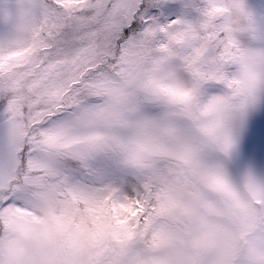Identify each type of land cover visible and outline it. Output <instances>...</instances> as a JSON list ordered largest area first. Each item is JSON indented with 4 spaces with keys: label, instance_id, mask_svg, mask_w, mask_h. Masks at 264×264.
Instances as JSON below:
<instances>
[{
    "label": "snow or ice",
    "instance_id": "1",
    "mask_svg": "<svg viewBox=\"0 0 264 264\" xmlns=\"http://www.w3.org/2000/svg\"><path fill=\"white\" fill-rule=\"evenodd\" d=\"M0 264H264L247 0H0Z\"/></svg>",
    "mask_w": 264,
    "mask_h": 264
},
{
    "label": "rangeland",
    "instance_id": "2",
    "mask_svg": "<svg viewBox=\"0 0 264 264\" xmlns=\"http://www.w3.org/2000/svg\"><path fill=\"white\" fill-rule=\"evenodd\" d=\"M247 3L250 9L254 12L257 18V22L260 24H264V0H247ZM34 227L36 229V232L30 243L33 250L39 252L42 250L43 241L39 232L40 226L35 225Z\"/></svg>",
    "mask_w": 264,
    "mask_h": 264
}]
</instances>
